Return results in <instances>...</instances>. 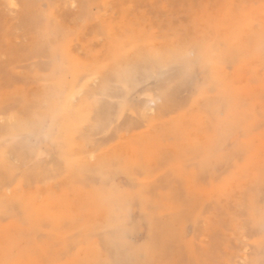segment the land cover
I'll use <instances>...</instances> for the list:
<instances>
[{
  "label": "rangeland",
  "instance_id": "obj_1",
  "mask_svg": "<svg viewBox=\"0 0 264 264\" xmlns=\"http://www.w3.org/2000/svg\"><path fill=\"white\" fill-rule=\"evenodd\" d=\"M263 42L264 0H0V264H264V141L208 110L264 133Z\"/></svg>",
  "mask_w": 264,
  "mask_h": 264
},
{
  "label": "bare ground",
  "instance_id": "obj_2",
  "mask_svg": "<svg viewBox=\"0 0 264 264\" xmlns=\"http://www.w3.org/2000/svg\"><path fill=\"white\" fill-rule=\"evenodd\" d=\"M15 4L16 3H14L13 1H10L9 2V5L12 6L13 8H15ZM261 46H262V48H264V42L262 43ZM172 60H173L172 57H169V58L165 59L164 62H161V61L158 60L155 63L156 64L155 66H159V67L160 66H164L165 65V62L167 64L168 62H170ZM204 61H207V60H204ZM204 61H202V62H204ZM60 62L63 63V60L60 59ZM72 81H74V80H72ZM72 86H73V82L65 83L64 91L66 89L68 93H70V94L73 93V99H74L75 93L73 92V89H72L74 86L73 87ZM76 95L80 96V98H81L82 95L83 96H86V93L84 92V94H83V91H81V88H80V90L78 92H76ZM150 101H151V104H152L153 108H150L149 111L151 113H155V111H157L160 108V104H159L160 101H159L158 98H152ZM227 105H228L227 101L224 100V99L223 100L221 99V100H219V102L217 104H214L212 106H209V108H208V110L210 111L209 113L213 117V119H214L213 122L215 123V126H216V129H214L212 131V133H210V135H212V138L213 139H212V141L209 144V148H210V150H212V148L215 145L216 141L219 138H221L222 136L226 135V133L229 132L230 130H232L233 128L243 127V132L245 134L249 135V137L247 138L246 141H243L241 143V145L243 146V149L245 150V152H247L248 155H249V153L251 154V152L253 151L254 145L256 146V143L260 145L262 143V141H264V133H261L260 136H255L254 134H252V131L255 128L257 119H255V121L254 120L253 121H249L248 120V121H245L243 123H239V121H240V118L239 117H237V118L235 117V119H233V120L231 118L229 120H225V119L219 120L218 118H220V111H218V110H220L221 106H224L225 107V111H226ZM232 107L233 106H231V112H232ZM239 108L240 109H238L237 111L242 112L244 110L245 106H243V107L241 106ZM250 127H251V129H250ZM24 131L25 132H30L31 129H25ZM63 137H65V136H63ZM245 162H249L250 163V158H247L245 160ZM256 166H258V165H256ZM256 166H255V168H256ZM250 167H251V165H250ZM259 170H262V169L258 167V170L255 171V173L257 174ZM246 174H247V172H246ZM251 176H252V172H251ZM249 178H250V175H249Z\"/></svg>",
  "mask_w": 264,
  "mask_h": 264
}]
</instances>
